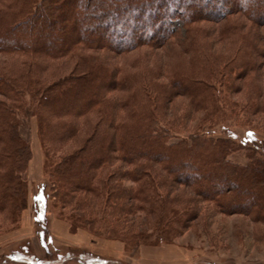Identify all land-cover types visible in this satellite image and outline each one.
Returning <instances> with one entry per match:
<instances>
[{
	"label": "trees",
	"instance_id": "trees-1",
	"mask_svg": "<svg viewBox=\"0 0 264 264\" xmlns=\"http://www.w3.org/2000/svg\"><path fill=\"white\" fill-rule=\"evenodd\" d=\"M240 18H246L253 26L263 27L264 0H0V52L28 58L19 74L0 69V95L4 98L0 99V210L18 222L29 204V182L25 173L32 158V148L20 128V114L27 103L38 117L40 127L46 128V139L57 138L62 142L76 137L79 131L75 126L77 118L96 113L110 103L116 106L114 101L106 100V90L123 89L129 77L117 75L116 79L119 78L115 83L114 72L97 55H86V51L107 48L122 54L145 46L157 49L171 39H181L185 43L190 39L191 48L186 49L189 52L197 45L195 37L205 32L200 23H222L221 35H238L245 24L238 21ZM176 22L181 26H175ZM36 26L51 32L50 40L45 41L47 48H38L36 42L23 37ZM70 32L73 34L69 35ZM96 32L110 40L95 39L92 35ZM244 42H247L246 49L226 61L222 69H216L206 53L200 55L194 51L186 63L173 70L172 87L175 90L169 89L167 93L182 91L190 94L194 104L203 102L201 105L206 108L203 106L202 109L209 112L208 118L217 114L223 116L227 105L224 89L226 92L233 89L234 79L247 76L256 65L250 50L254 47L249 46L255 42L247 37ZM41 57L76 58L72 68L74 73L56 80L38 79L37 60ZM105 78H110L111 83L106 85ZM201 91L204 94L197 97ZM27 95L30 101H24ZM73 97L74 101L70 99ZM262 102L260 105L257 101H247L243 106L236 102L230 106L232 113L239 106L247 113L264 112ZM142 104L133 105L128 120L112 121L114 133L99 131V124L96 131L83 140L81 148L71 154L59 156L46 149L45 168L54 199L65 204L66 197L77 191L102 197L99 206L95 202L94 210L91 208L87 216L70 218L85 221L86 225L94 226L96 233L102 234V223L97 225L99 211L109 208L115 213L121 204L112 198V193L117 194L118 190L111 185L112 177L101 176L98 171L106 169L115 160L129 166L125 174L134 185L128 193L134 200L133 207L125 206L126 211H143L158 219L163 212L166 216L169 203L162 185L171 182L191 187L198 196L229 213L241 211L237 209L248 205L251 199L247 200L244 187L259 188V178L264 180L263 151L256 148L251 152L253 148L246 142L233 146L235 140L230 129L221 131L225 136H214L218 130L212 127L213 123L206 127V121L189 133L176 131L161 120L149 101ZM47 111L62 118L53 124L55 135H51L53 127ZM242 148L248 150L246 166L231 158ZM251 171L253 176L249 177ZM97 179L102 183L105 181L112 189L105 198ZM44 192L40 185L35 195L36 215L41 224L47 223L48 199ZM238 196L246 197L238 201ZM256 197L257 200L252 199L250 203L251 208L264 204V195ZM165 220L163 217L158 227L163 226L167 234L169 221L165 224ZM116 222L115 219L111 224ZM45 224L36 229L41 243L46 233ZM116 230L124 238L141 239L145 235ZM47 252L48 257L40 258L22 243L16 249L3 252L1 260L13 261V264H123L85 249L66 248L64 252L57 251L56 255Z\"/></svg>",
	"mask_w": 264,
	"mask_h": 264
},
{
	"label": "rangeland",
	"instance_id": "rangeland-1",
	"mask_svg": "<svg viewBox=\"0 0 264 264\" xmlns=\"http://www.w3.org/2000/svg\"><path fill=\"white\" fill-rule=\"evenodd\" d=\"M238 21L245 23L239 30L241 34L230 33L226 36L220 33L222 23H200L205 32L202 31L204 34L195 37L197 45L189 52L186 49L191 48L190 39L186 43L181 39H171L157 49L145 46L122 54H116L107 48L86 51V55H97L101 62L114 72L115 83L118 82L119 76L129 77V80H126L123 89L106 90V100L112 103L114 101L116 106L110 103L96 113L80 116L75 120V126L79 131L74 139L63 142L51 136L52 140L46 139V128L40 127L33 108L28 103L24 106L20 114V128L32 148V158L25 173L29 182V204L18 222L0 210V261H2L0 264H13V261L1 260L3 252L16 249L22 243L27 244L40 258L48 257L47 251L56 255L57 251L64 252L66 248H75L122 261L123 264H264V204L252 208L250 204L252 199L257 200L256 196L264 195V180L261 178L259 188L244 187L248 193L247 200L251 201L237 209L241 211L234 213L223 211L214 202L201 198L191 187L172 182L168 183L167 187L164 184L162 191L168 197V213L164 216L163 212L158 219L157 216L144 214L143 211L125 210L127 205L133 207L134 200L129 198L128 193L134 185L125 174L129 166L115 160L112 162L113 166L109 165L106 169L99 170L98 174L112 177L111 185L118 188L117 194L112 191V198L121 205L115 213L109 208L99 211L97 225L102 223L104 228L100 234L94 231V226H88L85 221H76L70 217L87 216L91 208L94 210L95 202L99 206L102 197L97 198L91 193L77 191L70 193L69 198L66 197L65 204L60 203L52 197L50 176L45 168L46 149L59 156L71 154L82 145L88 135L96 131L99 124V131L114 133L112 121L119 123L128 120L133 105L147 101L154 107L161 120L176 131L189 133L206 121V127L213 123L212 127L218 130L214 136H225L221 131L230 129L235 140L233 146L238 145V142H246L253 148L251 152H255L256 148L259 149L257 151L264 152V112L258 110L247 113L240 110V106L246 105L247 101L252 103L257 101L260 105L262 101L264 102V26H253L246 18H240ZM175 26H181V23L176 22ZM71 34L73 32L69 35ZM50 35L52 34L47 29L42 31L36 26L23 37L27 36L36 42L38 48H47L45 41L50 40ZM92 36L95 39L102 38L106 42L110 40L97 32ZM245 37L255 42L254 45H249L250 43L248 45L255 48L250 50L256 65L248 71L247 76L234 79L233 89L227 92L224 89L223 96L227 105L223 116L217 114L208 118L209 112L206 113V110L202 109L205 107L201 105L203 102L198 104V107L190 94L182 91L167 93L169 89L175 90L172 87L173 70L186 63L194 51L200 55L206 53L216 69H222L226 61L236 57L242 49H246ZM76 60L73 57L57 60L41 57L37 60L39 64L37 76L33 74L37 78L56 80L59 76L74 73L72 68ZM26 63L28 58L23 55L0 52L1 70L19 74L23 71L21 66ZM117 75L119 76L116 79ZM110 81H112L110 78L104 79L106 85L110 84ZM203 94L201 91L197 97ZM0 99H4L3 96L0 95ZM70 99L75 100L74 97ZM24 101H30L29 95ZM236 102L240 106L232 113L230 105ZM47 113L49 120L52 121L51 135H55L53 124L62 118L50 115L49 111ZM247 154L248 150L242 148L231 158L246 166ZM248 176H253L252 171ZM96 181L104 190L102 196L107 197L112 189L105 181L104 183L98 179ZM40 185L44 187L48 199L47 223L45 222L47 225L39 223L36 215L35 195ZM242 198L238 196L237 200H244ZM163 217L166 219L165 224L169 221L167 234L163 226L158 227ZM108 219L111 222L116 219L118 223L112 225ZM44 224L46 233L44 242L41 243L36 236V229ZM62 225H65L64 229ZM116 229L145 235L141 236L142 240L130 236L124 238Z\"/></svg>",
	"mask_w": 264,
	"mask_h": 264
},
{
	"label": "crops",
	"instance_id": "crops-1",
	"mask_svg": "<svg viewBox=\"0 0 264 264\" xmlns=\"http://www.w3.org/2000/svg\"><path fill=\"white\" fill-rule=\"evenodd\" d=\"M61 226V225H60ZM63 226V228L62 229H64V227H65V225H62Z\"/></svg>",
	"mask_w": 264,
	"mask_h": 264
}]
</instances>
